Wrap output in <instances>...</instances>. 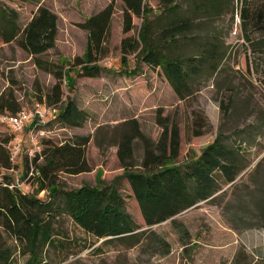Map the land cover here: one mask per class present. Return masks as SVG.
Here are the masks:
<instances>
[{
	"label": "rangeland",
	"instance_id": "1",
	"mask_svg": "<svg viewBox=\"0 0 264 264\" xmlns=\"http://www.w3.org/2000/svg\"><path fill=\"white\" fill-rule=\"evenodd\" d=\"M111 1L0 0V3L20 28L39 7L54 13L55 48L40 57L58 61L83 55L87 31L78 25ZM113 1L110 34L104 44L105 54L98 62L110 71H102L97 78L71 72L72 77L66 76L61 85V103L72 99L87 113V120L80 128L64 127L53 121L46 127L45 138L52 144H63L75 136H89L85 148L88 171L77 175L59 173L55 183L68 191L115 182L126 198L127 212L140 226L138 231H143L141 241L135 246L102 243L103 240L86 234L66 215H59L53 225L55 246L40 247L38 258L45 264H240L245 254L248 264H264V88L255 72H246L245 58H252L253 50L244 42L240 30L244 0H220L219 8L200 12L192 11V0H174L175 19L189 17L192 24L191 31L178 38L174 52L195 55L201 42L213 40L225 54L218 71L206 72L193 92L183 98L174 93L160 69L143 63L138 66L136 53L126 56L127 66L121 64V41L138 38L142 18L133 16L132 29L124 33V5L121 0ZM144 2L152 13L160 7L159 0ZM158 17L164 21L163 15ZM159 33V28L151 29L154 40ZM17 41L4 43L0 38V106L4 109L0 113V181L7 175L22 192L46 200L47 184L39 188L31 162L28 161L27 172L24 168L26 132L22 133L24 149L20 156L11 162L10 169L1 166L12 138L5 116L30 109L36 102L46 104L45 96L55 83L50 74L36 68L32 57L18 47ZM262 50L258 53L261 52L264 64ZM133 69L136 73H124ZM61 103L54 105V109ZM55 114L52 109L46 119ZM158 119L169 127L176 125L179 130L175 164H182L192 154L199 155L216 135L222 134L228 145H241L244 169L211 199L182 212L174 221L170 219L147 230L126 180L117 179L125 169L118 161L117 151L122 136L132 134L134 124L153 149L162 133ZM195 131L201 135L194 136ZM46 147L43 145L41 149ZM131 149L132 169L141 170L144 143L133 137ZM42 163L40 160L37 164ZM0 245L12 248L16 264H26L28 256L21 255L23 245L1 227Z\"/></svg>",
	"mask_w": 264,
	"mask_h": 264
},
{
	"label": "trees",
	"instance_id": "2",
	"mask_svg": "<svg viewBox=\"0 0 264 264\" xmlns=\"http://www.w3.org/2000/svg\"><path fill=\"white\" fill-rule=\"evenodd\" d=\"M123 8V32L132 29V17L142 18L137 39L124 38L120 44L121 64L127 66L126 56L136 53L139 66L143 63L160 69L174 93L183 98L193 92L206 73H216L225 54L220 44L204 40L198 46V54H176L173 48L178 38L191 31L189 17L175 19L177 5L174 0H159L160 7L150 12L144 0H121ZM220 7V0H192V11H212ZM114 13L112 0L99 12L89 16L78 27L87 31L86 48L82 56L72 60L48 61L40 56L55 48L57 16L45 7L37 12L20 28L16 19L0 3V38L4 43L16 39L18 47L32 57L37 69L50 74L55 83L46 97V106L55 115L39 125L45 131L51 122L57 121L64 127L80 128L87 120V113L67 98L61 103L62 81L71 72L85 77H100L102 71L98 62L104 56V44L110 34ZM163 15L164 21L158 16ZM152 17V18H151ZM159 28V38L151 37V29ZM240 30L244 42L252 48V58L246 56V72L258 76L264 88V64L261 52L264 48V0H244L240 9ZM261 51L260 53H258ZM127 75L136 73L124 72ZM42 103V102H40ZM61 105L54 109V105ZM4 109L0 106V113ZM16 112V111H15ZM162 133L153 149L134 124L132 134H124L119 142L117 158L125 168L117 179H125L131 198L137 203L146 229L170 220L200 202L211 199L232 183L244 169L241 145H228L222 134L216 135L199 155H190L182 164H175L178 157L180 137L176 125L169 127L158 119ZM13 140L15 135L11 133ZM194 136L201 135L195 131ZM138 137L144 143V158L141 170H134L130 164L132 138ZM9 139L5 142H8ZM9 141V142H10ZM89 136H75L63 144H52L47 138L41 139V146H47L36 153L31 163L36 172L39 188L47 184L46 200L34 194L21 191L7 175L0 181V227L23 245L22 256H28L26 264H45L39 259L42 246H55L54 220L66 215L86 234L102 243L119 242L127 246L140 243L143 231L126 210V198L115 186V182L100 187L82 186L63 190L55 183L57 174L77 175L88 171L85 157ZM25 170L28 171V159ZM43 160L42 164H37ZM1 166L11 168L8 151ZM34 177V175H32ZM31 176V177H32ZM116 179V180H117ZM10 180V181H9ZM115 180V181H116ZM241 253V252H240ZM40 257V256H39ZM243 254L240 264H248ZM0 264H16L12 248L0 245Z\"/></svg>",
	"mask_w": 264,
	"mask_h": 264
},
{
	"label": "built area",
	"instance_id": "3",
	"mask_svg": "<svg viewBox=\"0 0 264 264\" xmlns=\"http://www.w3.org/2000/svg\"><path fill=\"white\" fill-rule=\"evenodd\" d=\"M51 110L45 103L36 102L30 109H21L14 114L5 116L8 129L15 135L13 140L9 142V146H7L10 162H14L24 149L23 132L27 133V147L23 153L24 158L31 162L33 156L40 152L41 139L45 138L47 131L40 129L39 125L47 121L46 116Z\"/></svg>",
	"mask_w": 264,
	"mask_h": 264
}]
</instances>
